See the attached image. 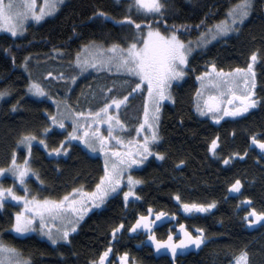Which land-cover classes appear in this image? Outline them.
I'll list each match as a JSON object with an SVG mask.
<instances>
[{"label": "trees", "instance_id": "1", "mask_svg": "<svg viewBox=\"0 0 264 264\" xmlns=\"http://www.w3.org/2000/svg\"><path fill=\"white\" fill-rule=\"evenodd\" d=\"M236 2L170 0L164 20L168 26H178V33L185 41L196 39L207 25L224 19ZM129 3L131 0H66L40 24H28L22 36L0 33V91L9 93L0 105V166L10 164L13 149L19 150L17 158H24L23 150L18 148L22 135L31 133L42 138L43 129L49 125L45 114L51 106L25 96L29 77L37 74L45 62L72 66L74 55L89 41L105 45L123 43L125 37L133 34L132 28L120 23L128 14ZM101 12L108 15H100ZM133 18L138 22L144 19L135 11ZM202 21L204 26L197 28ZM161 31H164L163 21ZM253 51L258 52L254 64L257 105L247 113L225 116L219 122L198 116L194 74L204 72L212 63L217 69L246 68ZM189 68L190 75L174 86L172 101L163 103L161 108L158 126L161 139L153 149L155 153H163L165 159L151 157L133 171L141 181L136 188L137 198L130 199L134 203L126 205L120 194L109 197L101 209L91 212L78 225L69 241L55 245L34 234L14 235L10 231L12 212L0 210V241L20 250L31 264H90L109 246L112 250L105 264H119L125 252L128 264H229L242 251L248 253V264H264V221L249 225L244 219L253 207L264 210V156L251 142L254 134L264 139V0H254L252 14L235 35L195 52ZM74 72L66 73L71 76ZM89 79L77 86L73 100ZM138 92L129 98V107L138 103ZM131 132L124 134L128 137ZM62 135L55 130L50 132L45 138L49 148L59 147ZM214 138H218L215 156L209 151ZM234 152L242 155L225 165L223 158ZM180 160L185 163L180 165ZM29 161L44 182L31 179L34 192L56 199L73 188L91 190L104 173L100 158L89 155L77 144L71 145L66 158L57 159L47 157L44 149L33 144ZM237 178L242 184L240 193L229 187ZM244 197L251 198L250 205L241 203ZM213 201L215 207L207 212L181 210L183 203ZM150 207L151 214L168 213V219L152 229L156 239L167 240L169 232L175 234L179 225L184 224L193 235L204 229L205 243L179 252L175 258L166 252L158 253L147 241L148 233L127 230L139 216H149ZM121 221L124 229L114 238L112 228Z\"/></svg>", "mask_w": 264, "mask_h": 264}, {"label": "snow or ice", "instance_id": "2", "mask_svg": "<svg viewBox=\"0 0 264 264\" xmlns=\"http://www.w3.org/2000/svg\"><path fill=\"white\" fill-rule=\"evenodd\" d=\"M60 3H62V0H44L43 4L39 5V11L37 12L36 0H8L7 3L0 0V27L7 25V31L16 36L18 31L23 30L24 21L30 17L40 21L45 15L55 12ZM169 8L170 0H131V3L128 4V14L124 15L122 21H120L121 26L127 24L133 29L131 36L125 37L123 43L112 42L107 46L103 42L98 43L95 41H89L82 45L81 52L86 53V55L81 56V53L78 52L75 61L80 73L86 72L90 68L96 71L106 70L111 72L115 70L118 73L127 75L129 81L134 82L135 87L122 97L113 94L115 84L112 88L106 87L103 90L105 93L104 102L95 111L89 109L87 113L75 110L60 111L58 102V113L49 117L50 126L58 125L61 129H65V120L71 119L72 131L68 132L64 139L60 141L59 147L49 149L44 139H40L39 143L45 149H49L50 155L55 154L57 156L62 152L67 153L74 139L82 141L93 152L99 147V150L105 153L104 174L99 178V182L95 185L93 191L85 192L81 188H73L71 192L59 199L45 198L41 200L35 196L17 195L12 187L4 188L0 185V208L6 202L4 199L6 195L11 196L16 201H22L24 205L22 211L15 213L14 222L11 225L15 232L23 234L40 231L55 245L61 241H69L70 233L76 231L79 221L83 219V216L93 205L104 204L106 199L119 195L120 192H123V200L126 205L134 203L133 200H130V197L137 196L133 188L141 181L133 178L130 173H126L125 169H131L133 165L142 164L144 159L153 153L150 144L160 141L158 127L160 102L166 98L172 99L170 92L172 81L181 80L185 76V66L189 64V57L195 48L206 46L211 40L223 38L229 32L239 31V26L243 25L252 14L254 0H237L228 9L224 19L214 25H207L206 30L200 32V37L196 40L195 46L192 41L186 42L181 38L178 33V26L167 25L164 17ZM133 11L136 15L143 16L144 19L138 22L137 19L133 18ZM100 15L107 16L108 14L101 12ZM148 17L152 18L149 19ZM161 21H163L164 31H161ZM204 24L205 22L202 21L196 27L200 28ZM179 27H186V25H180ZM57 54H59V50H57ZM257 59L258 52L253 51L246 68H235L228 72H225L223 68L217 69L214 63L209 64L210 71L202 72L196 77L201 82V87L196 91V111L201 115L210 114L212 119L219 121L224 116L237 117L255 107L257 99L253 91L256 86L254 64ZM47 75L51 77L52 73L48 72ZM57 78H63V74H58ZM69 79L75 82L77 77L72 75ZM142 87L146 88L152 107L150 111L149 101L146 100L144 118L136 131L140 132L147 128L151 130L150 135L144 136L142 140L136 142L137 147L126 152L119 149V145L123 144L124 140L118 136L114 137L117 145L114 147L108 146L113 129L126 127L124 122L119 119L118 112L120 108L126 104L130 96ZM28 88L36 95H46L45 90L35 81ZM205 92L210 94L205 96ZM6 95H9L7 91H0V99ZM234 101L239 103L234 104ZM230 105L231 107H229ZM65 107L70 108L66 102ZM15 108L16 105L14 104L12 109L15 110ZM78 118L85 119L88 122L80 123ZM105 122L108 124V136H103L99 132L98 125ZM93 128L94 131H89ZM48 132V127L43 129V134H48ZM36 139L37 137L34 134L28 133L22 135L18 145H24L30 156L32 141ZM251 142L259 147L262 156H264V139H258L254 134L251 137ZM66 144L67 146H65ZM217 146L218 138L212 139L209 151L214 156L218 155ZM129 147L131 148V145ZM155 155L161 160L165 159L163 153L156 152ZM241 155L239 152L231 153L223 158V163L227 165L232 159ZM243 155L246 156L247 152ZM111 157H115L116 160L109 163ZM184 163V160L179 161L180 165ZM29 164L30 161L27 157L24 160L23 167L18 164L14 151L9 166L7 168L0 167V179L4 178L6 173H11L12 177L19 181V184L26 185L31 173L37 180H40L39 173L35 172ZM125 179L127 181V191L121 188V184ZM40 183L43 184L44 182L40 180ZM229 187L231 191L240 193L241 180L239 178L235 179ZM24 191L28 193L27 187L24 188ZM180 199V196L177 195L176 200L179 201ZM215 203V201L208 204L183 203V209L189 213L193 211L207 212L215 207ZM241 203L250 205L251 198L244 197ZM148 212L151 215V207ZM167 216L168 213L163 211L155 213V220L150 219L149 216L141 215L127 230L129 232H136L140 228L148 230L149 240L155 244L156 249L166 248L170 250L173 258L176 257L178 249H184L188 245H195L198 248L205 243L204 229H198L199 234L193 235L184 224L179 225V228L183 230V236L179 241H173L171 232H169L167 240L156 239L152 226L157 221H164ZM244 219L249 225L257 221H264V210H257L253 207L250 212L245 214ZM53 220L59 222L55 231H53V226L50 224V221ZM122 229H124L123 221L112 228L113 237L115 238L116 234ZM111 250L109 246L99 255L98 260H91L90 264H105ZM127 257L128 253L125 252L120 257L121 264H126ZM247 258V251H242L235 258V264H248ZM0 264H31V261L29 258H25L20 250L0 242Z\"/></svg>", "mask_w": 264, "mask_h": 264}, {"label": "rangeland", "instance_id": "3", "mask_svg": "<svg viewBox=\"0 0 264 264\" xmlns=\"http://www.w3.org/2000/svg\"><path fill=\"white\" fill-rule=\"evenodd\" d=\"M65 1L66 0H62V3H60L58 5L56 11L58 10V8ZM4 2L7 3L8 0H4ZM43 2H44V0H36V3H37L36 11L37 12L39 11V5L43 4ZM55 12H53L50 15H45L44 18L41 19L40 21H36L35 19H32L30 17L29 19H27L26 21L23 22V30L22 31H18L16 36H22L25 33V30H26V27H27L28 24H31V23L32 24H40L46 18L52 16ZM7 27H8L7 25H4L3 27H0V33H6V34H9V35L13 36L9 31H7ZM237 32L238 31L229 32L223 38H217V39L211 40L206 46L195 48L193 53L190 55L189 60H190L191 56L195 52L203 50L208 45H210V44H212L214 42H217V41L223 40L225 38H228L230 36H233ZM199 37H200V35H199ZM199 37H197L196 39L188 40V41H192L193 45L195 46V42H196V40ZM79 52L81 53V56L86 55V53L81 52V50ZM76 54L74 55L75 60H74V62L72 64V66L71 65H64V64L55 66L53 64H50L49 62H45L46 65L41 70H38V72H36L37 74H34V75L29 77L27 86L25 88V96L26 97L32 98L34 100L44 101V102L48 103L51 106V110L45 114L46 117H47V120L49 122V125L47 126L49 128L48 134L50 132H52L53 130H55L57 132H61L63 134L62 135V140L68 134V132L72 131V120L71 119H66L65 120V129L66 130L65 129H61L58 125H51L50 126L49 117H50V115L58 113V109H57V103L58 102H59L60 111L68 112V111H71V110H75V111H83V112L87 113L89 111V109L95 111L96 108L100 107L101 104L104 102L105 93H104L103 90L106 87L107 88H112L113 85L115 84L116 87L114 89V93L113 94H115L117 96H120V97H122L124 95H127L131 91V89L135 87V84H133V82L129 81V78H128L127 75H125L123 73H118L115 70H113L111 72L106 71V70L96 71V70L90 68L86 72L80 73L79 70H78V67L76 65V62H75L76 61ZM189 69L190 68H189V64H188V65L185 66V76L181 80H178V81L177 80H173L172 81V84H171V87H170V92H171L172 98H173V88H174V86L181 84L190 75ZM69 71H73V72L75 71L72 74V75H75L77 77L75 82H73L71 79H69L70 75L66 73V72H69ZM207 71H210L209 67L204 72H207ZM228 71H230V70H225V72H228ZM48 72L52 73L51 77H49L47 75ZM60 73L63 74V78H59V79L65 84V87H62L61 82H59V80L57 78L58 74H60ZM198 75H200V74H194V79H195V82L197 84V89L201 87V82L196 79V77ZM87 78H90L89 81L86 82V83H83V86H81L79 88V91L76 93V95L74 96V100H73L72 96L75 94L77 86L80 83L84 82ZM33 81H35L36 83L41 85V87L45 90L46 95L40 96V95H36L35 93L29 91L28 86ZM125 82H127V83H125ZM138 91L139 90H137V92ZM253 91H254V89H253ZM138 93L140 94V96H139L138 103H136V105H134L133 107H129L128 106V101H127L126 104L122 105V107L120 108V110L118 112L119 119L124 122L126 127H123L122 129L121 128H114L113 129L112 137L109 138L108 146H110V147L116 146L117 145V141L114 139V137L118 136V137H120L121 139L124 140V143L119 145V149L121 151H125L126 152V151L131 150L132 148L137 147L136 142L142 140L144 136L150 135L151 130L147 129V128H146V130H142L140 132L136 131L137 127L139 126V124L142 122V120L144 118L143 117V113H144L145 101L146 100L149 101V110L150 111H151V107H152L151 106V101H150V99H149V97L147 95L146 88L142 87V89H140V91ZM208 94H210V93L205 92V96H207ZM133 95H132V97H133ZM7 98H8V95H6L2 99H0V105H1V103L3 101L7 100ZM196 100H197V96L195 94V102H196ZM171 101H172V99L169 100L167 98L165 100L161 101L160 102V112H161V108H162L163 103L171 102ZM65 102L67 103V105L70 106V108H66L65 107ZM238 103H239L238 101H234V104H238ZM229 107H231V105ZM126 108L128 109L127 112H126ZM253 108H250L248 111H250ZM195 110H196V108H195ZM110 111H112V109H110ZM196 113L198 114V116H200V117L206 116V117L210 118L214 122H219L220 121V120L216 121V120L212 119V116L210 114L201 115L197 111H196ZM73 115H74V112H73ZM159 115H160V113H159ZM78 119L80 120V123L88 122L85 119H81V118H78ZM98 127H99L100 134H102L103 136H108L109 135V133H108V124L106 122L102 123V124H99ZM94 128H95V126H94ZM94 128L90 129L89 131H94ZM130 130H132L130 136H128V137L125 136L124 133L125 132H129ZM48 134H43L42 138H37L36 140L32 141V145L33 144H38L42 149H44L47 157H49V158H55V159H57V158H66L67 155H68V152L67 153H63L62 152L59 156H57L55 154H51L50 155L49 154V149L50 148L49 149H45L43 147V145H41L39 143V140L40 139H44L45 140V138H46V136ZM80 134L82 135L83 133L81 132ZM158 142H156L155 144H150V147H152V149H153V147ZM72 144L79 145L85 152H87L91 156L99 157L101 162H102L103 169H104L105 153L101 152L99 150V147H97V150L95 152H93L90 149H88L87 146L82 141H80L78 139H74L72 141ZM129 145H131V148L129 147ZM65 146H67V144ZM18 148L23 150L24 158L22 160H20V158H17V152L19 150L13 149L12 151L13 152L15 151L16 158H17V163L20 164L23 167L25 158L27 157L30 160V156L28 154L27 148L24 145H18ZM69 148H68V151H69ZM151 157H154V158L157 157L155 155L154 149H153V153L151 155L147 156V158L144 159V162L142 164L133 165L131 169H125L126 173H130L133 176V178L137 179L135 177L133 171L138 169V168H141L142 166H144V164ZM115 160H116L115 157H111L109 163H112ZM29 166H30V164H29ZM0 167L7 168L6 166H0ZM29 175H30V178L27 179L26 185H21V184H19V181L15 180L12 177L11 173H6L5 177L0 179V185H2L4 188L12 187L14 192L17 195H22V196L23 195H29V197L35 196L36 198L41 199V200L45 199V198L56 199V198H51L49 196H41V194H39L38 192L35 193L34 192V188H32L31 185H30V182H31L30 180L32 179L34 182H39V180H37L35 176L31 175V173ZM126 183H127V181L125 179V181L121 184V188H123L124 191L128 190L127 187H126ZM138 185L139 184L134 186L133 191L136 192V188H137ZM25 187H27L28 193H25V191H24ZM35 189L37 190L36 187H35ZM94 189H95V186L91 190H87L85 192H91ZM119 194H120V196L123 199V192H120ZM62 197H60V198H62ZM136 198H137V196L136 197H130V199H136ZM4 199H5L6 202H5L4 206L2 208H0V210L1 211L8 210L9 212H12L13 222H14L15 213L23 210V207H24L23 202L22 201H16L9 195H6ZM57 199H59V198H57ZM106 200H105V202H106ZM104 204H101L99 206L93 205L92 207H90L88 212L83 216V219H81L79 221L78 225L91 212L101 209L104 206ZM10 206L15 207V208H12ZM181 210L183 211V205H182ZM195 212H197V211H195ZM149 218L152 219V220H155V214L149 215ZM165 219H168V216ZM50 224L53 226V231H55L56 227L59 225V222L53 220V221H50ZM78 225H77L76 231L78 229ZM38 227L39 226L37 225V228ZM10 231L14 235L21 236V237L34 234L37 237H39L40 239H43V240L47 241L48 243L52 244L51 241L47 238V236L43 235L40 231H32V232L21 234V233L15 232V230L12 229V227L10 228ZM138 231H143L144 233H148V230L143 229V228L137 229V231L133 232V233H138ZM70 234H72V233H70ZM182 236H183V230H181L180 228H177L176 233L173 234V241H179ZM147 241L152 243L154 245V247H155V244L152 241L149 240V237L147 238ZM61 242H66V241H61ZM52 245H54V244H52ZM194 246L195 245H188L184 249H178V252L185 251V250L190 249V248H192ZM155 250L156 251H165V252L171 253L170 250H168L166 248H161L160 250H157L156 247H155ZM239 255L240 254H238L237 256H239ZM235 258L232 260L231 264H235ZM119 264H121V261L119 262ZM126 264H128V263L126 262Z\"/></svg>", "mask_w": 264, "mask_h": 264}, {"label": "flooded vegetation", "instance_id": "4", "mask_svg": "<svg viewBox=\"0 0 264 264\" xmlns=\"http://www.w3.org/2000/svg\"><path fill=\"white\" fill-rule=\"evenodd\" d=\"M161 222H164V221H157L153 226H152V229H153V227L154 226H156V225H158V224H160ZM152 246H153V248L155 249V247H154V245L152 244V243H150ZM187 250H189V249H187ZM187 250H185V251H187ZM158 253H163V252H165V251H157ZM182 252H184V251H182ZM166 253H168V252H166ZM179 253V252H178ZM169 254H171V253H169ZM172 255V254H171Z\"/></svg>", "mask_w": 264, "mask_h": 264}]
</instances>
